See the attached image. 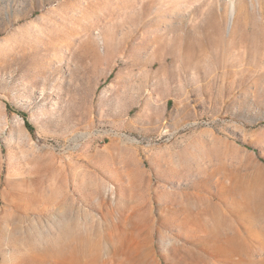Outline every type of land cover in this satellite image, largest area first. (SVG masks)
Listing matches in <instances>:
<instances>
[{
	"label": "rangeland",
	"instance_id": "1",
	"mask_svg": "<svg viewBox=\"0 0 264 264\" xmlns=\"http://www.w3.org/2000/svg\"><path fill=\"white\" fill-rule=\"evenodd\" d=\"M140 255L264 264V0H0V264Z\"/></svg>",
	"mask_w": 264,
	"mask_h": 264
},
{
	"label": "bare ground",
	"instance_id": "2",
	"mask_svg": "<svg viewBox=\"0 0 264 264\" xmlns=\"http://www.w3.org/2000/svg\"><path fill=\"white\" fill-rule=\"evenodd\" d=\"M231 21H232V20H231V14H230V16H229V22H231ZM137 225H138V224H136V226H137ZM140 232H141V231H140ZM140 232H139V234H140ZM116 234H117V233H116ZM137 234H138V232H137ZM137 234H136V235H137ZM131 235H132V234H131ZM136 235L133 234V237L136 236ZM122 236H123V234H122ZM127 236H128V234H127ZM138 236H140V235H138ZM119 238H120V237H119ZM123 238H124V237H123ZM139 238H140V237H139ZM139 238H138V239H139ZM115 239H116V238H115ZM124 239L126 240V238H124ZM128 239H129V238H128ZM128 239H127V240H128ZM122 240H123V239H122ZM125 240H124V241H125ZM115 241H116V240H115ZM111 242H112V241H111ZM120 242H121V241H120ZM123 243H124V242H123ZM110 244H111V243H110ZM115 245H118V243L115 244ZM118 246H119V245H118ZM118 246H117V247H118ZM125 246H126V245H125ZM138 247H139V246H138ZM146 248H147V247H146ZM112 250H113V249H112ZM113 254H114V253H113ZM146 254H147V253H146ZM144 255H145V254H144ZM144 255H143V256H144ZM143 256H142V255L138 256V257L136 258V260H135L136 262H134V263H135V264H143V262H144V258L146 257V255H145V257H143ZM148 258H151V257H148ZM152 261H153V260H152ZM155 261H156V260H155ZM155 261H154V263H155ZM156 264H158V263H156Z\"/></svg>",
	"mask_w": 264,
	"mask_h": 264
},
{
	"label": "trees",
	"instance_id": "3",
	"mask_svg": "<svg viewBox=\"0 0 264 264\" xmlns=\"http://www.w3.org/2000/svg\"><path fill=\"white\" fill-rule=\"evenodd\" d=\"M27 126H28L30 129H32L31 126H30L29 124H27Z\"/></svg>",
	"mask_w": 264,
	"mask_h": 264
}]
</instances>
